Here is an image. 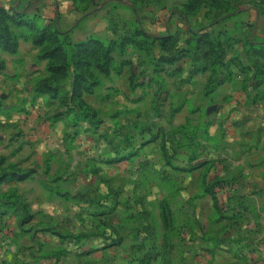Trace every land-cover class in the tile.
<instances>
[{
  "label": "rangeland",
  "instance_id": "rangeland-1",
  "mask_svg": "<svg viewBox=\"0 0 264 264\" xmlns=\"http://www.w3.org/2000/svg\"><path fill=\"white\" fill-rule=\"evenodd\" d=\"M184 1L95 0L85 2L84 11L75 9L72 2L64 12L56 7L53 20L60 30L69 33L72 42L91 35L117 39L136 23L155 36L179 33L183 41L190 35L179 13ZM5 2L8 7L48 17L44 16L48 15V0ZM260 2L231 1L225 7L229 13L238 9L237 14L231 18L220 16L221 23L214 28L232 30L238 24L244 34L264 39ZM206 13L204 9L191 17L192 30L209 21ZM14 31L20 33L22 29L14 27ZM244 34L234 32L239 37ZM21 42L37 48L31 41ZM236 47L247 63L241 44ZM18 53L19 50L14 54ZM140 58L145 61L143 67L151 69L147 59ZM42 62L36 57V64ZM221 73L224 75V71ZM43 74L26 77L20 90L16 87L21 83L19 76L13 78V88L0 79V156L7 157L4 167L36 170L30 179L0 185V198L5 195L2 201L17 199L6 197L14 192L33 215L32 220L20 224L18 212L23 213L24 208H1L6 211L0 213V264H145L147 256L150 264L264 263L256 253L260 249L254 240L244 234L258 232L254 225H260L262 219L254 201L242 210V221L234 216L241 208L236 192L219 190L227 210L223 216L217 214L211 197L202 195L201 170L173 169L162 155L159 141L141 144L137 125L148 121L152 125L147 127L161 125L164 132L179 128L187 119L198 128L208 123L219 145H208L205 155L220 153L215 169L224 176L240 177L243 158H249V164L253 152L264 145V84L258 93L251 91L249 97L242 88V74L235 70L232 81L207 96L204 86L209 73L184 83L163 74L165 91L156 94L157 85L130 89L127 69L121 76L103 77L96 93L85 95L86 101L98 110L99 125L84 121L74 127L65 117L54 119L57 106L47 97H35L32 89L29 91V86ZM155 106L160 109L158 117L154 116ZM211 106L214 110L208 111ZM177 107L181 109L174 114ZM119 132L131 137L132 146L117 135ZM151 134L148 132L146 137ZM178 137L181 147L176 163L182 165L188 158L187 148L182 146L186 140L185 136ZM114 148L134 152L129 159L108 162L115 155ZM215 169L211 176L217 172ZM114 199L118 204L112 213L97 214L108 211ZM260 211L264 213V206ZM251 220L252 227L247 222ZM241 221L243 226L239 225ZM103 235L120 238L122 243L102 248ZM250 251L256 254L248 255Z\"/></svg>",
  "mask_w": 264,
  "mask_h": 264
},
{
  "label": "trees",
  "instance_id": "trees-1",
  "mask_svg": "<svg viewBox=\"0 0 264 264\" xmlns=\"http://www.w3.org/2000/svg\"><path fill=\"white\" fill-rule=\"evenodd\" d=\"M149 2L150 0H134ZM233 0H185L180 9V17L187 26L189 36L182 41L179 33H170L155 36L147 32L142 27H131L117 39L104 40L98 36H88L85 40L72 42L69 33L60 30L57 22L53 19L47 20L40 14H30L13 7L0 6V72L6 68V60L2 57V52L11 54L17 53L20 40L31 41L39 51L38 61H45V72L33 85L32 91L35 97H47L48 102L57 107L54 119L65 117L70 126H78L81 122H89L97 127L101 122L98 118V110L85 99L86 94H95L97 88L102 84V78L111 74L121 76L129 70V88H145L157 85L156 94L159 90L165 91V78L163 74L179 78L181 83L192 82L199 74L209 73L204 93L207 96L213 93L225 82L232 81L235 70L243 76L242 88L246 95L250 97L251 91L259 92L264 84V39L250 37L238 29V24L230 30L225 28L215 29L220 24V16L231 18L237 14L229 13L226 9ZM260 9L264 16V0H260ZM75 9L86 10L85 2H95V0H72ZM207 9L209 21L198 28L192 30L191 17L199 15ZM232 11V12H233ZM14 27H20L22 31L16 33ZM235 31L244 34L234 35ZM241 44L247 63L241 57V51L236 45ZM147 59V64L151 69L144 68L140 57ZM224 71V75H221ZM255 100V98H254ZM0 99V107L2 106ZM181 107L173 110L176 114ZM154 116L158 117L160 109L153 107ZM150 123H137L141 144L159 141L162 155L168 164L175 169L184 172L200 171L202 195L210 196L213 201V208L217 214L223 216L226 212V205L219 197V190L232 189L235 185L236 177L224 176L215 169L221 159V154L211 155L208 152V145L218 144L216 138L209 130V124L205 123L201 127L192 125L189 119L179 128L162 132L161 125H154L155 129L147 127ZM152 124H150L151 126ZM152 132L151 136H147ZM200 132V133H199ZM128 146H132L131 137L117 133ZM185 136L186 142L182 144L187 148L188 158L182 165L176 163L180 150V143L176 141L177 136ZM178 137V138H180ZM109 140V138L107 137ZM220 148V147H218ZM217 148V150H218ZM120 151L114 148L115 155L110 156L108 162H120L129 159L131 152ZM130 152V153H129ZM6 156H0V185L13 181H24L30 179L36 172L35 169L15 170L6 169ZM217 172L211 176L213 170ZM49 191L54 189L44 185ZM5 195H2V197ZM14 198L11 201H2L0 198V213L6 210L1 208L21 207L23 213L18 212L20 224H25L32 220L33 215L27 211L26 205H21L14 192L8 193L6 197ZM65 196L68 197V194ZM2 201V202H1ZM118 201L111 202L108 211H100L97 214L105 215L112 213ZM240 210L235 211V217H244L246 207L239 204ZM233 209H236L234 207ZM242 219V218H241ZM53 233L62 236L61 233ZM79 237H73L76 239ZM102 248L119 246L122 239H114L112 236H102ZM160 252V251H159ZM145 260V261H144ZM150 256L145 257L143 262L150 264Z\"/></svg>",
  "mask_w": 264,
  "mask_h": 264
},
{
  "label": "crops",
  "instance_id": "crops-1",
  "mask_svg": "<svg viewBox=\"0 0 264 264\" xmlns=\"http://www.w3.org/2000/svg\"><path fill=\"white\" fill-rule=\"evenodd\" d=\"M48 1L49 3L47 7L45 8V13L47 12L48 15H44L45 17L48 16L46 18L47 20H51L56 17V14H57L56 7H59L58 8L59 12H64V11H67V8H66L67 6L70 7L72 5L71 0H64V1L48 0ZM0 6L8 7L5 0H0ZM28 46H29V50L28 52H26V48ZM38 51L39 49L33 48L30 43L21 42L18 54L11 55L7 52L2 53V57L6 60V68L0 73V79L2 81H5V86L13 88L12 82L15 81L17 76H19L21 83L16 85V87L18 90H20V86L23 85L26 77H29V78L36 77L42 72H45L44 71V67L46 66L45 61L39 64L35 63ZM25 86L26 85L23 86V89ZM32 86L33 85L29 86L30 92H31ZM7 89L9 90V88ZM12 91L13 90H10L8 92H12ZM14 92H16V90H14ZM3 93L7 94V91H4ZM263 146L264 145H261V147L259 146L260 148L258 150L256 151L254 150L255 152H253V156H252L253 160L249 164L247 163V161H250L249 158L248 159L243 158V160L241 161V164L243 166L240 167V169L242 170L241 172L243 173V176H240V177L234 176L237 178L235 181V185L232 187V189H229L231 191L236 192L237 196L235 199L239 200L237 204H241L245 207H249V203H253L252 202L253 200L256 206L257 212L262 216V219H259L260 225H257V226L254 225L255 228L258 229L257 230L258 232L244 233L245 236H250L252 238L251 240L252 241L254 240L253 242H255V245L257 246V248L260 249V251H262L261 253L259 250L256 251L257 254L261 255L262 259H264V213L260 211V207L264 206V149H263ZM242 221L239 223L240 226H243ZM251 221H247V222H250V226L252 227V224L254 223H253V220ZM256 253H253L250 251L248 255L254 256ZM235 260L242 262V259H235ZM242 264L244 263L242 262ZM259 264H264V263H259Z\"/></svg>",
  "mask_w": 264,
  "mask_h": 264
},
{
  "label": "water",
  "instance_id": "water-1",
  "mask_svg": "<svg viewBox=\"0 0 264 264\" xmlns=\"http://www.w3.org/2000/svg\"><path fill=\"white\" fill-rule=\"evenodd\" d=\"M212 110H214V106L208 108V111H212Z\"/></svg>",
  "mask_w": 264,
  "mask_h": 264
}]
</instances>
